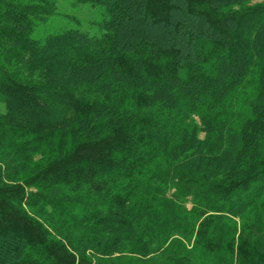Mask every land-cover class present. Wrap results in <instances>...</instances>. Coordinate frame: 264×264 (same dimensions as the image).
I'll return each instance as SVG.
<instances>
[{"label": "trees", "instance_id": "trees-1", "mask_svg": "<svg viewBox=\"0 0 264 264\" xmlns=\"http://www.w3.org/2000/svg\"><path fill=\"white\" fill-rule=\"evenodd\" d=\"M79 1L106 10L97 34L37 37L52 3L0 0V264H102L173 234L169 264H264V3ZM138 9L184 38L134 42ZM6 134L47 155L29 176ZM46 208L82 218L55 234L28 213Z\"/></svg>", "mask_w": 264, "mask_h": 264}, {"label": "rangeland", "instance_id": "rangeland-1", "mask_svg": "<svg viewBox=\"0 0 264 264\" xmlns=\"http://www.w3.org/2000/svg\"><path fill=\"white\" fill-rule=\"evenodd\" d=\"M50 3L55 7L53 13L49 16L47 22L43 24L37 33V37L45 36L49 32H55L61 30L65 27L68 28H78L82 31L89 32L90 34H97L100 32L99 26L102 22L107 19L108 15L106 10L101 6H94L90 3H83L79 0H49ZM133 4H135L136 0ZM264 3V0H254L253 4ZM132 5V9H133ZM193 21V20H192ZM188 21V28L194 27L195 29L205 30V24L202 21L194 20ZM131 26V30L133 31V38L132 40L137 42L140 38H147L151 39L157 43H164V42H174V41H181L184 37L182 34H175V33H167L163 29L160 28H153L143 20L142 12L138 10H134L132 15V19L129 22L128 27ZM192 50L191 47H189ZM242 107L244 104H241ZM0 112H4V106L0 102ZM7 138V139H6ZM7 144L12 148V151L9 152L8 157L5 156L6 159L9 158V167L15 168V170H19L21 173L20 177L29 176L30 171H35L37 167L42 164V157L45 158L47 155L42 156L43 153L39 152H30L32 148L29 146L28 150L22 154L18 152L16 148L17 144L19 143L18 139H14V137L9 136L6 134L5 136ZM16 149V150H15ZM48 152V151H47ZM37 153V154H36ZM12 155V156H11ZM31 155V156H30ZM41 157V159H40ZM49 158V157H48ZM5 163V162H3ZM27 167L28 169H26ZM31 173V172H30ZM191 197L186 198V206L187 208H191ZM29 215L32 216L34 219L38 218L39 220L43 221V217H49V227L53 230L55 234H58V231H70L69 228L72 227L73 224H78L80 222V218L77 219V223H73L72 217L66 214H58L53 213L51 208H46V210H29ZM75 216V215H73ZM237 224L239 227L242 225L241 220H237ZM84 231V230H83ZM82 231L80 232L75 231V237L81 235ZM175 239H182L177 234H173L171 240ZM171 240L162 248L158 249L156 246H152L150 251L143 252V250H136L132 248L135 242H129V246L124 248L122 252L114 253L110 257H98V255H92L94 257L95 263H125V264H169L170 258L168 257L169 251L172 249L171 247ZM184 240V239H183ZM136 243L138 242L135 239ZM181 241V240H180ZM141 243V242H140ZM139 243V244H140ZM188 248L192 247V243L186 241L185 242Z\"/></svg>", "mask_w": 264, "mask_h": 264}]
</instances>
